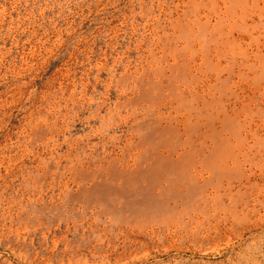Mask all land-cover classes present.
I'll return each instance as SVG.
<instances>
[{"label": "rangeland", "instance_id": "rangeland-1", "mask_svg": "<svg viewBox=\"0 0 264 264\" xmlns=\"http://www.w3.org/2000/svg\"><path fill=\"white\" fill-rule=\"evenodd\" d=\"M0 264H264V0H0Z\"/></svg>", "mask_w": 264, "mask_h": 264}]
</instances>
